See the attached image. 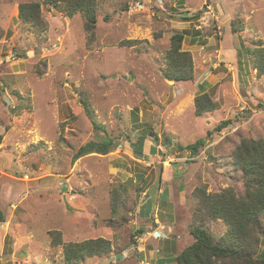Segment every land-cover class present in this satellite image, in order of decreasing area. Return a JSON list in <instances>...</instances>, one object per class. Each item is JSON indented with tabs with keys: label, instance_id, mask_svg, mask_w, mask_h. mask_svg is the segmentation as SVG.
I'll return each instance as SVG.
<instances>
[{
	"label": "rangeland",
	"instance_id": "1",
	"mask_svg": "<svg viewBox=\"0 0 264 264\" xmlns=\"http://www.w3.org/2000/svg\"><path fill=\"white\" fill-rule=\"evenodd\" d=\"M96 1L89 31L82 14L45 0H0V264H65L67 245L99 238L110 253L78 264H175L195 241L194 190L244 194L234 152L264 139V74L252 57L264 47V0ZM28 3L40 4L43 27L20 19ZM176 34L193 59L189 82L162 76ZM202 93L216 110L197 116ZM141 136L143 153L133 149ZM95 137L113 139L112 152L73 163ZM199 139V155L181 148ZM117 187L126 192L113 217ZM208 226L216 239L227 232L222 221Z\"/></svg>",
	"mask_w": 264,
	"mask_h": 264
},
{
	"label": "trees",
	"instance_id": "2",
	"mask_svg": "<svg viewBox=\"0 0 264 264\" xmlns=\"http://www.w3.org/2000/svg\"><path fill=\"white\" fill-rule=\"evenodd\" d=\"M45 4L53 7L62 6L69 16L82 14L89 31L97 25L96 0H45ZM40 10L39 3L22 4L19 11L20 19L25 23L43 27L45 23ZM232 27L233 31L237 32L239 27L237 21L232 24ZM184 39L185 34H176L171 39V47L165 55V68L162 70V76L167 80L175 82L194 80V63L191 53L182 50ZM133 45L135 41H127L123 44V46ZM252 57L259 74H264V47L253 51ZM38 73L42 74V71L39 70ZM81 103L94 131L105 133V128L96 121L95 112L85 93L82 94ZM215 110L216 104L207 93L196 97L197 116ZM232 124V120H225L217 125L213 132L220 133ZM1 138L2 136H0V142ZM145 140V136H141L136 143L138 149L133 148L134 151L143 153ZM205 145V139H199L181 148L188 150L192 156H197ZM112 148H114V141L110 137L102 139L95 137L75 152L73 163L92 154L106 156L112 152ZM233 166L242 172L244 194L236 193L233 188H227L218 193H208L204 187H197L194 190L195 223L190 227V234L195 241L174 259L175 264H264V251H261L260 247L264 241V139L241 140L234 152ZM125 190L123 187H117L112 191L113 217H117L120 213L123 204L122 194L126 192ZM113 220L110 221V225L114 226ZM120 221V225L126 222L123 218ZM215 221H222L227 226L226 234L219 239L215 238L208 226ZM0 222H5V215L1 210ZM143 232L140 230L141 234ZM59 236L58 232H54L55 244H60ZM132 244H135L134 239ZM110 251V242L102 238L71 243L65 248V264H78L88 257L107 255Z\"/></svg>",
	"mask_w": 264,
	"mask_h": 264
},
{
	"label": "water",
	"instance_id": "3",
	"mask_svg": "<svg viewBox=\"0 0 264 264\" xmlns=\"http://www.w3.org/2000/svg\"><path fill=\"white\" fill-rule=\"evenodd\" d=\"M136 155H138V156H140V157H144V154L136 153ZM145 157H146V156H145ZM146 158H148V157H146ZM155 235H156L157 237H159V236H160V233L156 232Z\"/></svg>",
	"mask_w": 264,
	"mask_h": 264
},
{
	"label": "crops",
	"instance_id": "4",
	"mask_svg": "<svg viewBox=\"0 0 264 264\" xmlns=\"http://www.w3.org/2000/svg\"><path fill=\"white\" fill-rule=\"evenodd\" d=\"M140 157V156H139ZM144 207V205L142 206V208ZM141 210V209H140ZM142 212V210L140 211V213Z\"/></svg>",
	"mask_w": 264,
	"mask_h": 264
}]
</instances>
